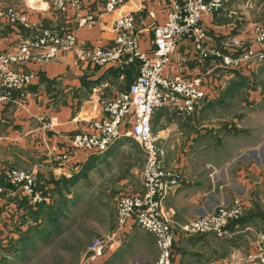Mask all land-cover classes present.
I'll use <instances>...</instances> for the list:
<instances>
[{"label": "crops", "instance_id": "obj_1", "mask_svg": "<svg viewBox=\"0 0 264 264\" xmlns=\"http://www.w3.org/2000/svg\"><path fill=\"white\" fill-rule=\"evenodd\" d=\"M0 1H9L7 3H13L14 5L16 2L14 0ZM102 1L85 0L80 6L79 14L97 13L99 22L93 27L76 30V40L79 46L93 47L112 43L114 39L112 23L115 16L99 14ZM170 1L127 0L122 7V10L131 11L135 16V28L140 34L138 48L141 52L151 53L154 41L153 29L166 22L165 10ZM17 2L21 4V7L17 6V8L28 15V26L10 25L1 20L0 52L5 51L15 43L34 36L39 29L66 27L68 23L73 25L76 16V13L61 15L54 12L51 0H19ZM243 2L247 4L246 1ZM228 3L230 4L229 1ZM6 6L10 5L0 2V8ZM218 14L202 17L201 27L206 35L204 45L209 50H221L223 42L229 38L242 39L250 43L249 38L251 39L252 35L249 24L243 23L235 26L230 23L229 19H226L229 18V13H225L223 19L218 17ZM221 15H223L222 12ZM249 22L254 21L250 20ZM194 39V35H189L177 42L164 76L170 80L176 77L204 76L208 88L203 103L207 102L211 94L215 96L220 92L226 95L231 91H235L239 79H249L245 70L255 69L253 71L255 73L260 72L264 67V65L261 67L259 65L254 68L246 67L241 71L232 70L229 72L220 67H213L216 63H212L211 58L201 59L198 56ZM22 70L33 75L29 86L25 89L24 96L20 99L17 93H12L7 101H0V169H22L23 167L24 170L35 176L38 184L45 185V182L47 184L52 180H56L59 173L64 174L63 172L66 169L61 166L60 162L55 161V156L66 151L69 140L84 130L87 121L103 114L102 107L104 103L111 100L120 91L126 90L133 83L138 74L139 63L136 59L125 58L117 63L101 67L80 63L75 58L73 51H67L52 62L42 65L29 64L23 67ZM255 94L257 93H253V95ZM214 96L212 99H214ZM202 104L188 116L179 115L170 108L158 109L152 116L153 135L158 142L162 143L164 150V167L171 171H182L185 174L180 187L167 195L163 202L164 209L168 211L176 224L186 223L195 217L209 214L214 209L213 205L222 203V194H228L229 191L227 182L230 180L227 177H222V181L218 183L221 177H213L215 174L211 176L212 172L208 169L211 166L210 162L205 164L207 166L205 168H201L198 164L199 168L193 169L190 161L178 160L177 124L185 117L191 119L194 116H199ZM256 119L257 116H254V121ZM167 121L174 125L161 130L159 124ZM154 125H158L160 129L157 135L154 134V131L159 129L155 128ZM251 131L255 133L254 139L246 145L240 146L237 149L238 152L253 147L256 149L259 140L264 139L261 132L255 129ZM123 140H119L102 155L111 152ZM196 145L202 146L200 143ZM260 146L262 147L263 144L261 143ZM88 156L79 153V156L72 160L68 167L86 163ZM249 168L252 167L242 168L238 172V179L243 183L245 189H249L251 185L248 179H244L247 178L246 172ZM202 170H205L206 173H201ZM223 188H225V193L222 190ZM245 205L250 207V200L246 201ZM27 209L29 211L34 210L18 194L5 195L1 199L0 249H3L2 245L5 240L13 235L11 224L17 223L15 222L17 217L14 218V214L17 216L23 215ZM259 218L258 214H254L245 219L243 224H246L241 223L243 230L250 229L251 225L256 226L257 220L261 221ZM37 221V219L34 221L31 219L30 225L35 226L38 223ZM27 229L24 228L25 234ZM22 234L21 232L15 233L17 237L15 240L18 241ZM126 235L128 238L120 248L110 249L95 262L98 264H107V262L109 264L113 262L115 264H153L157 259L154 238L149 235L143 238L149 240L150 248L141 249L142 245L147 244L146 241L140 239L137 233L134 234L133 230ZM179 237L180 235H177L175 238L173 264H242L255 239V236H253L252 240L250 234L244 235L246 238H244V242L247 243L248 247L245 252L241 253L240 243L235 245L237 244L236 238L233 240H231L232 238L230 240L225 239L226 241L223 239L224 246H226L223 250L219 248V243H212L198 238L189 239L188 236H182L184 238L180 240ZM219 240L222 241V239ZM178 241H181L180 244H178ZM135 244L140 247L137 252H126V248H131ZM201 248L205 249L206 252L204 253L206 254L200 253ZM222 250L223 252H221ZM123 251H125L124 254Z\"/></svg>", "mask_w": 264, "mask_h": 264}, {"label": "built area", "instance_id": "obj_2", "mask_svg": "<svg viewBox=\"0 0 264 264\" xmlns=\"http://www.w3.org/2000/svg\"><path fill=\"white\" fill-rule=\"evenodd\" d=\"M85 0H51L53 10L61 15L76 13L73 25L38 30L17 46L0 52V101H7L12 93L24 96L33 75L22 70L29 64L42 65L52 62L67 51H73L80 63L107 66L125 58L136 59L138 74L126 90L120 91L104 103L103 114L85 123L84 130L74 135L64 152L55 161L69 164L79 156L103 154L123 138L136 142L145 157L141 170L142 190L134 194H122L116 202L117 227L103 239H95L88 249L91 261L104 255L105 248L118 249L126 234L138 227L150 234L158 249L154 264H172V247L178 233L197 235L210 233L219 239H230L237 234L229 229L232 222L241 217V201L217 209L214 213L195 217L176 230L171 226L162 203L167 195L182 183L177 172L164 170V150L152 130L153 113L170 108L179 115H190L203 103L207 95L204 76L167 79L164 72L177 42L194 35V45L201 59L211 58L213 67L225 71H241L264 63V20L249 25L252 44L245 40L229 38L221 50H209L204 45L205 31L202 17L214 15L223 7V0H171L166 6V22L153 29L154 41L151 53L138 48L140 34L135 28V16L122 10L127 0H103L99 14L114 15L110 45L82 47L76 40V30L93 27L99 22L97 13L79 14ZM12 25L28 26V16L14 9L0 10V21ZM125 128V130H123ZM34 175L19 169H0V201L2 197L18 194L30 205L44 202ZM10 186L11 189H8ZM243 264H264V234L256 233L250 252Z\"/></svg>", "mask_w": 264, "mask_h": 264}, {"label": "rangeland", "instance_id": "obj_3", "mask_svg": "<svg viewBox=\"0 0 264 264\" xmlns=\"http://www.w3.org/2000/svg\"><path fill=\"white\" fill-rule=\"evenodd\" d=\"M14 1H16V7L13 3H7L9 1H0L5 5H10L0 8V10L5 11L10 8L26 14L17 8V6L21 7V4L17 2L19 0ZM243 1H246L247 4ZM220 11L216 14L219 13L218 17L221 19L224 18L225 13H229V18L226 19H229L232 25L239 26L243 23L250 25L264 20V0H223V7ZM250 20L254 22H249ZM18 43L9 46L8 49L17 46ZM263 65L264 63L260 67ZM254 70H245L249 79H239L235 91L226 95L220 92L215 96L211 94L207 102L203 103L202 107L200 106L202 109L199 116H194L191 119L185 117L177 124L178 135L176 134L178 137V160L190 161L193 169H198L199 165L201 168H205L207 167L205 164L210 162L211 166L208 169L212 172L211 176L215 174L213 177H221L218 183L222 181V177H227L230 180L227 182L228 194H222V203L213 205L214 209L209 214L219 208H229L233 200L238 199L241 201L242 209L239 223L243 224L245 219L254 214L260 216L261 221L257 220L256 226L251 225L252 227L248 230H243V225L246 223L237 227V234L231 240L236 238L237 244L235 245L240 243L241 253L245 252L248 247L244 242V235L250 234L253 240L256 233L264 234V139L259 140L256 149L253 147L246 151H237L240 146H244L254 139L255 133L251 131L252 129L261 132V136L264 138V67L260 72L253 73ZM253 93L257 94L253 95ZM213 96L214 99H212ZM254 116H257L255 121ZM173 125L167 121L159 124V128L164 130ZM154 127L159 129L158 125H154ZM159 131L160 129L155 130L154 134L157 135ZM123 139L106 155H102V153L89 155L86 163L68 167V164L60 162L61 166L66 168L64 174L59 173L56 180L47 184L45 182V185L37 184L44 197V202L35 205L37 206L35 210L27 209L23 215L14 214L13 217H17L15 221L17 223L11 224L13 235L3 243L4 250L0 249V264H98L91 261L88 249L95 239H103L116 230L117 198L122 194L139 193L142 188L141 170L145 162L144 154L136 142L130 138ZM197 143L202 146H197ZM248 166L252 168L246 172L247 178L244 179H248L251 185L249 189H245L243 183L238 179V172ZM24 169L22 167L19 170ZM177 173L183 183L184 172L178 171ZM201 173L206 172L202 170ZM7 187L11 189L10 186ZM224 189L222 190L225 193ZM6 195L12 194L9 192ZM249 200L250 207L245 205V202ZM162 207L177 234L178 225L181 224H176L173 221L171 215L164 209V203H162ZM31 219L33 221L37 219L38 223L35 226L30 225ZM18 225L19 227H17ZM258 225L260 227H257ZM21 226L22 228H20ZM24 228L25 230L28 228L26 234ZM132 230L134 234H138L140 239L147 242L141 246V249L150 248L149 240L143 238L151 235L138 227H133ZM17 232L25 234V237L18 240L16 244L9 245L11 240L16 241L15 233ZM177 235H180V240L188 236L189 239L198 238L219 243L221 246L219 248L223 250L226 247L223 239L222 241L216 239L210 233L197 235L178 233ZM127 238L123 240V243ZM133 238L134 236L131 239L133 240ZM180 242L178 241V244ZM174 244L175 240L172 247V264ZM133 246L126 248V252L135 253L140 248L137 244ZM107 251H109L108 247L105 248L104 254ZM204 252H206L205 249L201 248L200 253ZM124 253L125 251H123ZM107 264L109 263L107 262Z\"/></svg>", "mask_w": 264, "mask_h": 264}, {"label": "trees", "instance_id": "obj_4", "mask_svg": "<svg viewBox=\"0 0 264 264\" xmlns=\"http://www.w3.org/2000/svg\"><path fill=\"white\" fill-rule=\"evenodd\" d=\"M92 156H93V155H92ZM95 158H96V157H95ZM24 199H25V198H24ZM25 201L27 202V204H28L29 206L33 207L34 210L36 209L37 206L30 205L26 199H25ZM239 221H240V220L238 219L237 221L232 222V223L230 224V226H229V229L232 230V231H234V230H235L234 227L236 226V228H237V227H239V225L241 224V223H239ZM238 223H239V224H238ZM24 235H25V234H23L19 240H21L22 238H24V237H25ZM26 236H27V235H26ZM16 243H17V241H16V242H15V241H11L9 244H10V245H12V244L14 245V244H16Z\"/></svg>", "mask_w": 264, "mask_h": 264}]
</instances>
